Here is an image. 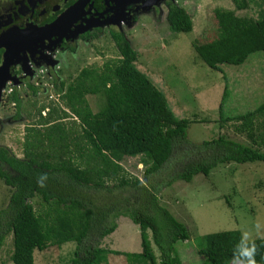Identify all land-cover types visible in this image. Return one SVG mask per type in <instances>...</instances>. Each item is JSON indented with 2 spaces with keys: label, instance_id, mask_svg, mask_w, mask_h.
<instances>
[{
  "label": "trees",
  "instance_id": "obj_1",
  "mask_svg": "<svg viewBox=\"0 0 264 264\" xmlns=\"http://www.w3.org/2000/svg\"><path fill=\"white\" fill-rule=\"evenodd\" d=\"M231 1L235 9H214L216 37L193 44L211 69L241 64L254 52L264 58V10L257 18L237 14V9L247 7V0ZM166 19L172 33L192 30L190 14L176 4L169 3ZM109 34L122 58L83 66L66 84L53 77L63 108L54 101L35 107L36 118L25 126L28 133L21 143L22 156L0 147V179L13 188L0 246L10 232L13 264H34L36 251L59 248L66 242L75 244L72 264L105 263L107 253L121 252L100 246V239L116 229L114 218L121 216H128L140 230L142 250L128 253L129 257L142 264H182L175 244L189 240L191 234L159 204L156 192L160 186L177 179L190 181L198 173L208 176L229 162L264 163L260 148L264 144V98L251 110L223 115L224 87L218 104L220 122L235 119L236 131L250 144L223 135L194 143L187 139L185 126L161 133L158 122L175 117L164 93L157 87L154 90L144 75L138 90L128 84L126 78L135 73L137 55L118 31ZM84 36L93 38L96 32ZM26 86L32 95L40 87L28 82ZM87 94L98 95L94 111ZM11 99L16 102V118L21 105L17 92ZM187 144L194 152L180 154ZM171 155L177 168L174 176L158 180L156 172ZM135 156L144 166V180L129 176L122 166L124 158ZM35 193L43 200L37 209L31 203ZM253 245L250 256L245 249ZM196 249L204 259L202 264H248L253 257L256 264H264V237L244 241L237 230L207 233Z\"/></svg>",
  "mask_w": 264,
  "mask_h": 264
},
{
  "label": "rangeland",
  "instance_id": "obj_2",
  "mask_svg": "<svg viewBox=\"0 0 264 264\" xmlns=\"http://www.w3.org/2000/svg\"><path fill=\"white\" fill-rule=\"evenodd\" d=\"M145 1L122 2L124 15L123 19L118 21L117 29L119 28V34L137 55L134 61L135 73L126 78L128 84L138 90L142 87L144 75L145 79L147 78L146 82L154 90L157 87L164 93L169 108L175 115L165 117L166 123L158 122V130L164 133L169 127L185 126L187 139L194 143L223 135L250 144L245 135L236 131L235 119L220 122L218 104L224 87L227 94L222 102L225 111L223 115L251 110L264 98L262 54L254 52L241 64L220 65L222 68L211 69L200 59L193 47L194 43L202 44L216 37L214 9L216 7L235 9L233 2L174 0L177 6L190 14L192 30L186 33H172L168 28L166 9L161 6L153 11V4L143 6ZM159 5L161 4H156L157 7ZM263 10L264 0H247V7L237 9L236 12L257 18ZM102 27L100 26V29ZM101 30L103 32L87 43L78 41L74 53L69 52L64 44L61 52L56 55V62L52 61L56 63L53 77L62 79L66 84L83 66H100L104 61L122 58L114 40L110 39L105 28ZM49 56L52 54L49 53ZM39 64L36 65L38 69L43 66L45 70L47 69L44 63ZM32 68L34 71L35 67ZM35 74L37 70L31 75ZM138 74L141 75V81ZM53 77L46 74L44 79L37 77L42 84L35 95L27 91L26 86H20L18 96L21 105L18 117H13L17 109L10 103L7 108H0V147L6 146L17 156H22L21 143L28 133L25 126L36 118L33 114L35 107L54 101L63 108L52 84ZM38 80L35 82L38 83ZM86 98L93 111L96 110L98 95L87 94ZM188 145L180 154L194 152ZM260 148L264 150V144ZM196 151L198 150L195 149ZM180 154L174 153L176 156ZM174 164L171 155L156 172L155 178L160 180L174 176L177 169ZM122 166L129 176L144 180V166L138 156L124 158ZM12 190L11 186L0 179V231H4L6 227L5 216ZM156 194L159 204L166 207L177 220L183 222L191 234L189 240L178 241L175 244L182 264H202L204 259L196 247L198 240L207 233L237 230L244 241L264 237V163L220 164L208 176L198 173L190 181L177 179L170 185L163 184ZM42 202L41 196L37 193L31 198V203L36 209L41 207ZM114 219L117 220L116 229L100 239V246L121 254L107 253L106 262L102 264H142L139 259L128 256V253H140L142 250L139 227L128 216ZM147 233L150 237V231ZM11 235L10 232L6 233L0 246V264H12L9 259L12 252ZM74 248L73 242H66L59 248L36 251L34 264H72ZM153 249L158 254L154 245Z\"/></svg>",
  "mask_w": 264,
  "mask_h": 264
},
{
  "label": "flooded vegetation",
  "instance_id": "obj_3",
  "mask_svg": "<svg viewBox=\"0 0 264 264\" xmlns=\"http://www.w3.org/2000/svg\"><path fill=\"white\" fill-rule=\"evenodd\" d=\"M69 1L0 0V64L4 60L2 56L4 55L5 47L2 46L11 45L10 47L13 51L11 59L13 61L16 60L18 68H21V64L25 62L24 57H26L27 63L32 66L44 63L43 65L47 66L45 74L53 77L55 74L53 67L56 66V63L53 67L51 64L52 61L56 62V55L61 52L64 44H66L65 48L69 52L74 53L76 52L74 47H77L78 41L87 43V41L95 38H85L84 34L86 33L95 31L97 36L103 32L101 29L105 28L112 40L109 34L110 30H118L119 32L117 23L120 19H123L124 15L119 4L111 0H84L75 6L74 11L69 13L68 19L61 21L58 29L53 31L50 36L36 35L35 30L32 29L33 27L50 24L61 13H65L73 3L78 2V0ZM145 2L143 6L153 4V11L163 6L166 9V13L169 3L176 4L174 0H158L156 2L155 0H146ZM157 3L161 5L157 7ZM100 26L103 27L100 29ZM56 46H58L57 49L55 48ZM53 48H55V51L52 52ZM49 53L52 56H49Z\"/></svg>",
  "mask_w": 264,
  "mask_h": 264
},
{
  "label": "water",
  "instance_id": "obj_4",
  "mask_svg": "<svg viewBox=\"0 0 264 264\" xmlns=\"http://www.w3.org/2000/svg\"><path fill=\"white\" fill-rule=\"evenodd\" d=\"M81 1L83 2L84 0H78L77 3H73V5L67 10L65 11V13H61L55 20H53L50 24H46L44 26L41 27H33L32 29L35 30L36 35H45V36H50L52 34L53 31H55L56 29H58V26L61 24V21L68 19V15L69 13H71V10L75 9V6ZM114 1L115 3L119 4L121 6V3H127L128 1L131 0H111ZM158 0H155V2ZM69 11V12H68ZM68 12V13H67ZM67 15V16H66ZM26 30V29H25ZM24 30V32H26ZM16 34V33H15ZM1 47V46H0ZM5 47V51H4V55L2 56L4 58L3 62L0 64V87L3 86V84L8 80V79H12L13 82L17 83L19 82V79L16 78L15 76H13L11 74L12 71V66L15 65V61H13V59H11V54H13V51L11 49L10 46H2ZM25 62L23 64H21V69L23 72L24 76H32L31 74L33 73V70L31 68V65L28 62L27 58L24 57ZM54 62V61H53ZM55 63H52L51 66H54ZM38 67V66H37Z\"/></svg>",
  "mask_w": 264,
  "mask_h": 264
},
{
  "label": "clouds",
  "instance_id": "obj_5",
  "mask_svg": "<svg viewBox=\"0 0 264 264\" xmlns=\"http://www.w3.org/2000/svg\"><path fill=\"white\" fill-rule=\"evenodd\" d=\"M31 65V64H30ZM19 66H18V64H16L15 63V65H13L12 66V71H11V74L13 75V76H15L16 78H18L19 79V82H17V83H15V82H13V80L12 79H8L4 84H3V86L2 87H0V108H7V106L9 105V103H10V105H12V106H15L16 107V102L13 100V99H11V96H12V94H14L15 92H17V94H19V92H20V86L21 85H23V86H26V84H27V82L28 83H31L32 85H34V86H37V85H35L34 84V80L37 78L36 76H24L23 75V72H22V69L19 71V68H18ZM33 66L31 65V68H32ZM35 67V69H34V71H38V67L37 66H34ZM39 69H42L43 70V73H46L45 72V67L43 66V67H40ZM32 70H33V68H32ZM33 71V72H34ZM8 81H10V82H13V84H16V85H18V89L17 88H15L14 89V91L12 92V93H10V95H8L6 98H4V100H2V90L3 89H5V87L7 86V82ZM0 85H1V83H0ZM39 86H41V85H39ZM26 88H27V86H26ZM28 89V88H27ZM27 91H29V90H27ZM13 102V103H12ZM42 111H44V113H42ZM45 108L44 109H42L41 110V114L42 115H44L45 114ZM255 248V245H253V248L252 249H245V251L251 256L252 255V252H253V249ZM10 262L13 264V262L10 260ZM248 264H256V261H255V258L253 257L252 259H250L249 261H248Z\"/></svg>",
  "mask_w": 264,
  "mask_h": 264
},
{
  "label": "built area",
  "instance_id": "obj_6",
  "mask_svg": "<svg viewBox=\"0 0 264 264\" xmlns=\"http://www.w3.org/2000/svg\"><path fill=\"white\" fill-rule=\"evenodd\" d=\"M44 75H45V73H43L42 69H38L37 74H35L36 77H40V78H43ZM36 80H38V79L34 80L35 85H41L42 84L41 81H39V80H38L39 81L38 83L35 82ZM15 88L18 89L19 88L18 85L13 84V82L8 81L5 89L2 90V100H4V98H6L8 95H10V93H12ZM45 110H47V108H45ZM42 113H44V111H42Z\"/></svg>",
  "mask_w": 264,
  "mask_h": 264
},
{
  "label": "bare ground",
  "instance_id": "obj_7",
  "mask_svg": "<svg viewBox=\"0 0 264 264\" xmlns=\"http://www.w3.org/2000/svg\"><path fill=\"white\" fill-rule=\"evenodd\" d=\"M71 11H74V10L72 9ZM18 34H19V33H18ZM18 34H17V35H18ZM15 38H16V37H15ZM2 39H3V38H2ZM2 39H1V40H2ZM22 39H23V38H22ZM18 44H19V43H18ZM25 45H26V44H25ZM10 46H11V45H10Z\"/></svg>",
  "mask_w": 264,
  "mask_h": 264
},
{
  "label": "crops",
  "instance_id": "obj_8",
  "mask_svg": "<svg viewBox=\"0 0 264 264\" xmlns=\"http://www.w3.org/2000/svg\"><path fill=\"white\" fill-rule=\"evenodd\" d=\"M21 70V68H19V71ZM37 93H38V91H37ZM11 145V144H10ZM11 147H12V145H11Z\"/></svg>",
  "mask_w": 264,
  "mask_h": 264
}]
</instances>
